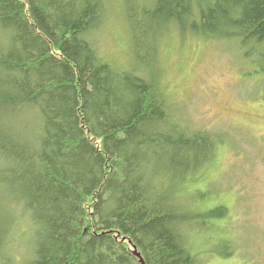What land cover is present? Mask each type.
<instances>
[{
    "label": "trees",
    "instance_id": "16d2710c",
    "mask_svg": "<svg viewBox=\"0 0 264 264\" xmlns=\"http://www.w3.org/2000/svg\"><path fill=\"white\" fill-rule=\"evenodd\" d=\"M122 2L130 69L93 39L107 0H0V264H199L223 229L195 191L223 141L175 112L158 44L228 41L264 79V0Z\"/></svg>",
    "mask_w": 264,
    "mask_h": 264
},
{
    "label": "rangeland",
    "instance_id": "374dc122",
    "mask_svg": "<svg viewBox=\"0 0 264 264\" xmlns=\"http://www.w3.org/2000/svg\"><path fill=\"white\" fill-rule=\"evenodd\" d=\"M122 4L107 0L92 36L107 61L130 69ZM158 45L160 81L175 112L223 141L195 191L206 192L208 207L227 204L228 216L217 221L222 230L195 235L204 251L198 253L199 264H264V79L247 76L250 63L228 41L173 32Z\"/></svg>",
    "mask_w": 264,
    "mask_h": 264
},
{
    "label": "water",
    "instance_id": "95a60500",
    "mask_svg": "<svg viewBox=\"0 0 264 264\" xmlns=\"http://www.w3.org/2000/svg\"><path fill=\"white\" fill-rule=\"evenodd\" d=\"M133 252H134V253L137 255V257L139 258L140 263H141V264H144V262H143L142 258L140 257L139 253H137V252L135 251V249L133 250Z\"/></svg>",
    "mask_w": 264,
    "mask_h": 264
}]
</instances>
